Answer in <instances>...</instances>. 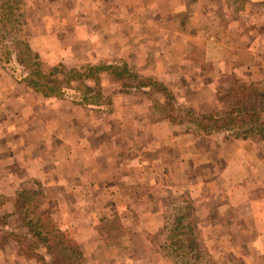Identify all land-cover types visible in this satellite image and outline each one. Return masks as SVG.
I'll use <instances>...</instances> for the list:
<instances>
[{
	"label": "rangeland",
	"instance_id": "1",
	"mask_svg": "<svg viewBox=\"0 0 264 264\" xmlns=\"http://www.w3.org/2000/svg\"><path fill=\"white\" fill-rule=\"evenodd\" d=\"M3 1L4 0L0 1V5L5 10V13L7 12V14H9L13 9L12 3L7 2V7L5 8V6H2ZM84 1L90 5L88 0H77L80 6L79 11L77 12V14H79L78 23L80 24L76 27L77 31L80 29L81 32L76 35V38L78 36V41L75 43L76 50L65 48L58 51L56 53V58L60 61L56 60L58 62L53 64H48L46 62L48 59L45 61L44 58H41L38 52L32 50L33 54H37L40 62L43 64L42 67L37 65V68L39 67L44 69L46 65L50 67L58 64L65 65L69 68H81L85 65L90 66L100 63L117 64L118 66H121L122 69L127 66V68L138 72L140 75H144V78L150 82L165 84L178 99L176 100L175 97L176 104H170L169 102L167 106L169 105L170 107H173L177 105V110H179L182 106V108L186 107L188 110H192L200 114L210 112L218 113L229 109L231 107V102L229 100L231 99L227 97V90L233 86L245 84L250 85L255 83L259 84L261 86H259L260 88H264V0H205L206 4L198 7L197 9L195 6L201 4L203 0H189L191 3H188V0H149L148 2L145 0H122V5L117 8L118 12H115L114 9L112 11L106 10L103 4L100 6L96 5L92 8V10L96 12L98 18L102 19L99 22L96 21L97 26L96 28H93V30L96 33L97 31H102L100 34H95L94 31H89L87 28L89 23H91L88 21L89 17H87L90 12L88 5H85L86 3L83 4ZM109 2L110 0H106L107 5ZM21 3V12L24 13V17H18L16 24H12L10 22L7 26H4V22L0 19V53L1 55L3 53V58L5 57L4 53L12 52L13 54V52L18 50L15 48L18 43H22L18 44V46L24 51V43L26 40H30L31 30L29 26L31 19L28 15L33 14L32 11L35 10V7L33 9L31 8V11H29L28 6L30 5V0H21ZM74 5H76V3ZM91 5L94 6L95 4L91 3ZM147 5L149 6L145 8ZM211 6H213V9H217L220 12V16L223 17L224 20V23L222 24L223 28L220 29L219 32V39L223 43L226 42L227 37L228 39H235L234 44L237 45L236 47L238 50L231 53L223 48L217 52V57L214 56V51H212L210 53L211 61L210 63H206L201 59L204 58L205 51H195L190 52L189 54L182 53L181 27L182 25H187L195 30H200V26L202 24L197 23V20L194 17V11L196 10V12H199L203 18L207 19L209 17L206 15H209ZM188 7H195V9L193 11L190 10L187 13L184 20L185 22H183L182 15L177 12H182V8L183 10H186ZM43 9L45 8L43 7ZM109 11L112 14L111 17H108L110 15ZM146 11H149V13ZM133 12L139 13L140 20H143L139 21V25L136 26L138 30L135 32L133 31V34H129V24L131 22L132 25L133 22L137 24L135 18L131 19ZM226 12H228L229 15L225 16ZM168 14H171L169 15L170 18L167 17ZM1 15L2 14L0 13V17ZM99 15L101 17H99ZM12 19L14 20V18ZM110 20L112 22H110ZM228 21L230 25H233L235 28V32L231 31L232 33H230L229 36H227V32L225 30L228 25ZM19 23H21V25H19ZM108 23L112 25L117 23V26H120V30H122V34L119 36L114 34V31H112L114 28L108 27ZM150 26H152V28ZM116 30L118 31L119 28ZM176 35L178 36L175 37ZM67 37L68 35L61 36V40L59 41L61 45L65 43L64 41H66ZM232 49L234 48L232 47ZM230 54L234 58L233 64L236 65L234 67H231ZM225 56L228 59V68H221L220 64L217 66L214 65L216 61L223 62L224 59H226ZM176 62H180V64H176ZM145 63L147 64V67L145 66ZM194 63H200V67L193 66ZM240 64H244V66L240 67ZM157 65L160 66L161 69L160 71L155 72L157 69L155 66ZM8 66L9 67H4L0 59V69L3 70L6 78L8 77L9 79L12 77L14 80L19 82L21 87L27 86V90H34L46 98H54L51 99V102L50 100H48V102H44L41 108L42 111L40 112L43 116L44 125H46L48 129L51 125V134L54 138L58 135L60 136L58 140H62L63 142L65 140V143L72 142V140H74V135L71 133L67 134L68 131L66 129L71 128L75 133L82 134L83 127L80 125L84 123L93 125L90 131V140L93 142L94 146L98 144H106L107 151L109 152L107 153L108 155L115 153V147L119 140H121V142L123 141L125 145H128V143L130 144V130L133 127L132 125L140 127L142 126V123H144L147 126L149 124L150 127V125L153 126L154 124H159L162 121H165L168 124H171V130H176L174 131L175 134L171 131V135L172 138L177 141H181L182 138H193L188 134H199L194 130L195 128L198 129L194 125H191L192 127H190L185 124L183 125L182 123L176 124L166 121L161 116L164 112L159 110L157 111V109L153 107L154 104H152L149 97L137 95L138 93L135 90L129 94L121 92V87L113 81V76L108 73L101 74V83L103 84L104 90L108 92L113 90L120 91V93L115 97L113 104L114 108L113 111H110V113L99 107H86L81 105V103L84 104L83 99H81L82 95L81 93L74 91L73 88H75V85H71L70 88H66L65 84H61L62 90L65 92V96H55V92H51V88L48 86H60L54 82L56 77L52 80V82L48 83V85L44 87V90H42V92H46L49 95L45 96L41 91H37V89L28 85L32 78H30L29 72L32 69H35V66L29 68L20 64L17 59L12 61ZM233 68L237 73H230ZM85 72L86 70H81L82 74ZM168 78L172 79L173 82ZM186 80L190 81L187 82ZM162 84H160V86ZM152 86L158 89V87L154 86V84ZM160 90L161 91L158 92L159 97L160 94L162 97L163 90ZM180 91V96L178 93H175ZM211 92H213V95L206 97L200 103L194 101V97L191 99L192 95L195 96L200 93L204 96L206 94H210ZM262 100L264 102V99ZM193 107L196 110H193ZM173 109H175V107H173ZM183 110L184 109H182V111H178V114L182 113V119L185 114V110ZM50 111H52V113H50ZM55 111H57V113H55ZM4 116L5 113L1 110L0 175H2L1 171L5 169L2 166V163L5 161V157L11 155L13 159L15 156H19L21 151V149L14 147L13 152L10 153L7 148L8 144L5 143L4 138L6 139L11 136L12 138L14 137L13 140L16 142L18 139L17 136L20 132L17 129L10 130L9 119H4ZM10 116L13 117L12 115ZM15 118L17 120V116H15ZM262 118L264 120V115ZM180 121L182 122L181 118ZM18 122H20V120ZM57 127L59 128L58 131H56ZM100 127H102L105 132L103 130L96 138H94V135L92 136V134H96ZM152 128L154 130V127ZM47 131H43L44 138L46 137L45 133ZM199 135L203 136L200 138H203L205 143L206 139L209 138L216 139L219 143H224L227 139H238L234 136V132H211L209 134L202 133V135ZM148 136H150L149 131H143V137L146 140ZM143 137H139V140L143 139ZM67 139L71 141H67ZM246 139L255 140L246 147L247 149H250V147L255 148L253 146L254 144L256 146L259 145L264 150V141L260 135L250 134ZM58 140L55 139V141ZM139 140L136 141V143L138 142V145L140 144ZM146 140L143 141L145 142ZM59 148L60 159H62V157L66 156L65 147ZM140 148L143 150L142 147ZM88 153L91 154V152ZM46 154L48 156L50 155L49 152H46ZM46 154L42 151V155ZM128 156L129 155H126L125 153L121 155V157ZM178 159L179 158H176L175 162H171V167L174 168V170H172V173L170 172L171 177H166L165 180V183L169 184L168 186L176 187V189L170 194L164 193V195H161V192L155 196V198L157 197L156 199L160 200L163 207L162 211H156L155 215L156 217H159L160 214L163 216L164 226L160 230L154 229V232L151 230L149 232L144 230V234L142 233L139 235V233L135 231V224L138 220L144 221V218L134 216V219H132L134 223L131 221L130 224L128 221V231L129 234L132 235L131 239L134 241L133 243L129 237H127L128 241L122 239L121 241L116 240L115 242H105L102 239L99 232V226L102 225L101 220L108 218L112 221L114 217L117 218L112 212V209L108 208L110 206L108 205L106 208L105 204L108 203L110 198H112V201L114 199L115 201L117 200L116 194L113 193L115 190H118V187L123 192L131 191L132 195L137 194L136 198H140L142 195H138L140 192L138 187H143V190L141 191H147L149 188L156 185L159 180H155L151 186L140 182L134 183L130 186L122 183L129 180L123 179L122 182H120L118 170H115L116 172L108 173L106 178L101 179V182L107 183L109 192L105 197L107 201L103 202L106 211L100 212L99 216L101 220L99 219L96 228L90 229L91 231H89V233L95 231L97 235H100V243L97 245L95 242H92V238L90 236V238L87 239L88 241L90 240L89 242L82 243L83 247H85L86 253H88V251L93 252L90 257L86 258V264H148V262L151 264H219L211 252L215 251L216 248L213 243L207 241V234H209L207 226L208 224H211L212 219H217L210 218V216H214L216 212L209 211V214L206 215L207 212L199 210V206L201 205L200 201H194L195 199H191L189 196L186 197L184 196L185 194H182V178L179 179V176L176 177V175H174L179 172V169L182 170V168H180L182 165ZM61 165L58 169L57 167L54 168L53 165H48L47 163L45 164V168L42 170L44 173L41 174V177L31 178L24 181V179L19 177L20 172L16 168V165L13 166V164H9V166H11V169L8 168L10 179L0 178V198L4 197L10 199L5 201L6 203L0 205V264H7L4 253L6 255H11L15 254L16 251L19 250L17 243L13 241V239V242H7L6 240L9 236L8 231L14 228L16 231L17 229V226L15 227L13 225L15 224L14 221L10 220V224L8 225L1 221L3 219L2 217L11 211V200L16 197L17 193H19L18 191L24 190L27 193H24V195H30L34 200L32 204L38 206L40 210L42 209L50 212L51 216L60 228L67 229L73 236H76L75 230H70V228L67 227V205L63 201V199L67 198V195H65L67 194V191L61 189V187H69L74 180H69L67 177H56L62 172L65 175L67 173V165ZM160 165L162 164L160 163ZM51 172L53 174H50ZM114 175H116V178ZM59 182H64V184H60ZM114 184L117 185L114 186ZM99 185L105 186V184ZM111 185L114 187L110 188ZM158 187L162 188V186ZM63 191L64 193H62ZM153 194L154 192H151V195ZM150 198L153 199L154 197H148L147 199L149 200ZM98 202V207H104L100 201ZM218 203L219 201L217 200H210L211 206ZM190 213H192L193 217H196L198 231L194 232L192 235H200V238L197 237L195 242H198V244L201 243V245L197 248L201 257L199 256V258H196L193 254L194 250L189 246L184 247V249H186L185 255L182 252L183 248L179 249L175 254L170 255L169 257L164 255V253L167 252L166 248L168 246V238L171 235L170 233L173 230L174 225L178 224V226H180L182 224H186L188 220L187 217H189ZM141 215L143 216L145 213H141ZM149 216L154 220V212L150 213ZM182 217L184 218L183 220ZM17 219L19 223V218L17 217ZM91 220L95 219L91 218ZM21 230L23 232H27L25 227ZM109 232L110 227H107L106 234L108 235ZM158 237L159 244L156 245L155 241ZM142 239L143 242L141 241ZM217 245L219 246V249H221V245ZM3 248L5 249L4 253H2ZM39 252L44 253L46 257L48 256L43 247L39 249ZM111 253L113 254L111 255ZM125 256H128L129 259L124 258ZM136 257H138V260H135ZM143 257L147 259L150 258V260H142ZM21 258L24 259V261L8 263L41 264L34 258H27L23 255ZM129 260H131L132 263L129 262Z\"/></svg>",
	"mask_w": 264,
	"mask_h": 264
},
{
	"label": "crops",
	"instance_id": "2",
	"mask_svg": "<svg viewBox=\"0 0 264 264\" xmlns=\"http://www.w3.org/2000/svg\"><path fill=\"white\" fill-rule=\"evenodd\" d=\"M145 1L148 2L149 0ZM88 2L90 5L86 1L83 4L86 3L85 5H88L90 12L87 16L89 17L88 21L91 22L87 26L89 31H94L93 28L97 26L96 21L99 22L102 19L98 18L92 8L103 4L106 10L112 11L114 9L115 12H118L117 8L122 5V0H110L108 5L106 0H88ZM75 3L76 5H74ZM91 3L95 5H91ZM188 3L191 2L188 0ZM205 4L206 2L203 0L201 4L195 7L197 9ZM34 7L33 14L28 15L31 19L29 26L31 30L30 46L45 61L48 59L46 61L48 64L57 63L60 61L56 58L58 51L65 48L76 50L75 43L78 41V36L76 38V35L81 32L80 29L77 31L76 27L80 24L78 23L79 14H77L80 6L77 0H30L29 11ZM195 7H188L186 10L182 8V12H176L182 15V21L185 22V16L190 10L193 11ZM210 9L209 15H206L209 17L207 19L203 18L196 10L194 11L197 23L202 24L200 30H195L187 25H182L181 27L182 53L189 54L195 51H205L204 58L201 59L206 63H210V53L212 51H214V56L217 57V52L223 48L231 53L238 50L237 45L234 44L235 39H228L227 37L225 43L219 39V32L223 28L224 20L217 9H213V6ZM111 15L110 12L108 17H111ZM169 15L171 14L167 15L168 18H170ZM226 15H229V13L226 12ZM99 17L101 16L99 15ZM133 18H135L137 24L135 22H133V25L132 22L128 23L129 34L137 31L136 26L139 25V21L143 20H140L139 13L134 12L131 16V19ZM110 22L112 21L110 20ZM108 27H113L114 30L112 31L117 36L122 34V30H120V26H117V23H114V25L108 23ZM150 27L152 28V26ZM117 28H119L118 31L116 30ZM234 29V26H231L228 21L225 29L227 36L232 33L231 31L235 32ZM94 33L100 34L102 31H97V33L94 31ZM65 35H68V39L66 38L65 43L61 45L59 41L61 36ZM225 58L223 62L216 61L214 65L220 64L221 68H228V59L226 56ZM230 61L231 67L236 66L233 64V56H231ZM176 64H180V62H176ZM145 66L147 67L146 63ZM193 66L200 67V63H194ZM239 66L242 67L244 64ZM155 67H157L155 72L160 71V66L157 65ZM230 73L237 72L233 68ZM170 80L172 81V79ZM26 88L27 86L21 87L14 78H6L3 70L0 69V111L2 110L5 113L4 119H9V129H17L20 132L16 142L13 140L14 137L12 138L11 136L4 138V141L8 144L7 148L10 153L13 152L14 147L21 149L19 156H15V158L12 159L11 155L5 157V161L2 163L5 169L1 171L2 175H0V178L10 179L8 168L11 169V166L9 164L16 165L20 172L19 177L24 179V181L41 177V174L44 173L42 170L47 163L58 169L61 164L67 165L66 175L62 172L56 177H67L69 180H74V182H70L71 185L69 187H61V189L67 191V194H65L67 198L63 199L67 205V227L70 230H75L76 236L74 237L77 240L79 239L81 247H83V242L90 241L87 240L90 237L92 242L97 245L100 243V235H97L95 231L90 233L89 231L96 228L99 219L101 220L100 212L106 211L105 209L108 205L110 206L108 208L112 209L122 226L123 235L117 239L118 241L122 239L128 241L127 237L131 239L132 235L129 234L128 225L129 222L130 224L131 221L133 222L134 216L144 218V221L138 220L135 224V231L139 235L144 234V230L154 232L162 229L164 226L163 216L160 214L159 217H156L155 212L162 211L163 207L160 200L156 199L157 197L155 198V196L161 192V195H164V193L170 194L176 189V187L168 186L169 184H166L165 180L166 177H171L170 172L172 173V170H174L171 167V162H175L176 158H179L182 170L179 169V172L174 175L176 177L179 176V179L182 178V194L195 199L194 201H200L199 210L207 212L206 215L209 214V211L217 213V215L215 213L214 216H210V218L217 219H212L211 224L207 226L209 229L207 241L213 243L216 248L215 251L211 252L217 262L219 264H264V150L259 145L256 146L254 144L255 148H246L255 140L238 138L227 139L224 143H219L216 139L209 138L206 139L205 143L204 139L200 138L203 136L188 134L193 138H182L181 141H177L172 138L171 134L172 132L175 134L174 131L176 130H171V124L162 121L149 127V124L147 126L142 123L140 127L132 125L130 144L125 145L123 141L119 140V145L117 144L115 147V153L108 155L106 144L94 146L90 140V131L93 126L90 124L84 123L80 125L83 127L82 134L75 133L71 128L66 129L68 131L67 134L71 133L74 135L72 142L65 143V140L64 142L58 140L60 138L58 135L54 138L51 134V125L49 129L44 125L43 116L40 112L44 102H48V100L51 102V99L54 98H46L36 91L27 90ZM175 93H178L179 96L181 95V91ZM211 95H213V92L204 96L199 93L195 96L192 95L191 99L194 97V101L200 103ZM15 116H17V120ZM19 120L20 122H18ZM152 127H154V130ZM58 129L57 127L56 131ZM103 130L100 127L99 131L96 134H92V136L94 135L93 137L96 138ZM43 131H47L45 138L43 137ZM143 131H149L150 133L147 140L143 137ZM139 137H143V139L139 140ZM55 139L58 141H55ZM138 140L141 144H139L140 146L138 142L136 143ZM143 140L146 141L144 142ZM67 141L71 140L67 139ZM59 147H65L66 156L62 157V159H60ZM42 151L45 154L49 152L50 155H42ZM88 152H91V154ZM123 153L129 156L121 157ZM115 170L119 172L120 182L123 179L129 180L122 183L130 186L138 182L151 186L155 180L159 181L156 185L153 184L154 186L149 188L150 191H141L143 187H138L140 191L138 195L143 196H139L140 198H136L137 194L132 195L131 191L123 192L118 187V190L113 193L116 194L118 202L115 199L112 201V198H110L108 203L105 204V208L103 202L107 201L105 197L109 192L107 183L101 182V179L106 178L108 173L116 172ZM50 174L53 173L51 172ZM114 177L116 178V175ZM59 183L64 184V182ZM99 184H105V186H100ZM114 186L111 185L110 188ZM158 186H162V188ZM151 192H154V194L151 195ZM148 197H154L155 199L150 198L148 200ZM97 200L104 207H98L99 202ZM210 200H217L219 203L211 206ZM152 212H154V220L149 216ZM141 213H145V215L142 216ZM91 218L95 220H91ZM6 240L7 242L12 241L9 237ZM141 241L143 242V239ZM217 244L221 245V249H219ZM4 248L2 253L5 251ZM82 251L85 258L93 254V252L89 251L86 253L85 247L82 248ZM4 257H6L7 264L24 261L19 250L11 255L4 253ZM124 258L129 259L128 256ZM135 260H138V257ZM142 260H150V258L143 257ZM129 262L132 263L131 260ZM148 264L151 263L148 262Z\"/></svg>",
	"mask_w": 264,
	"mask_h": 264
},
{
	"label": "trees",
	"instance_id": "3",
	"mask_svg": "<svg viewBox=\"0 0 264 264\" xmlns=\"http://www.w3.org/2000/svg\"><path fill=\"white\" fill-rule=\"evenodd\" d=\"M7 2L12 3L13 9L7 14L0 5V13L2 14L0 19L4 22V26H7L10 22L16 24L18 17H24V13L21 12V0H4L2 6L6 8ZM12 18H14V20ZM19 25H21V23H19ZM18 44H16L17 47H15L18 50L13 52V54L12 52L4 53L5 57L3 58V53L2 55L0 53L2 64L4 67H9L8 65L17 59L20 64L29 68L35 66V69L29 72V76L32 78L28 85L37 89V91L42 92L44 87L56 77L54 82L60 86H48L51 88V92H55V96H65L61 84H65L66 88L75 85V88L72 87L74 91L82 95L81 99H83L84 104L81 103V105L86 107H99L110 113L114 108L113 104L115 97L120 91L129 94L135 90L138 93L137 95L149 97L152 104H154L153 107H155L157 111L164 112L161 116L166 121L176 124L182 123L190 127L194 125L199 129H194L199 134L234 132V136L241 139H246L250 134H258L264 141V120L262 118L264 115V102L262 100L264 99V88H260L261 86L259 84L253 83L250 85L245 84L231 87L227 90V97L231 99H228L231 102V107L229 109L218 113L210 112L200 114L188 110L186 107L182 108L181 104L179 110H177V105L173 106L175 109L169 105L167 106L169 102L170 104H176L175 97L176 100H178L177 96L167 88L165 84L150 82L144 78V75H140L138 72L127 68V66L122 69V67L117 64L100 63L90 66L85 65L81 68H69L65 65L58 64L50 67L46 65L44 70L43 68H37V65L42 67L43 64L40 62L37 54H33L29 39L24 43V51L20 49ZM82 69L86 70L84 74L81 73ZM102 73L112 75L113 81L121 87L120 91L113 90L108 92L104 90L103 84L101 83ZM153 84L158 87V89L154 88L152 86ZM160 84L162 85L160 86ZM160 89L163 90L162 97L161 94L159 97L158 92L161 91ZM42 93L45 96H49L46 92ZM182 109L185 110H183L185 113L183 119L181 117L182 113L178 114V111H182ZM192 109L196 110L194 107ZM18 192L16 197L11 200V211L5 214L1 221L8 225L11 220L15 223L13 225L15 227L17 226L16 231L14 230L15 228L8 231V237L17 243L19 253L27 258H34L41 264H86V258L82 251L81 244L72 233L67 229L60 228L50 212L42 209L40 210L38 206L32 204L34 200L30 195H24V193H26L24 190ZM8 200L10 199L4 197L0 198V205L6 203L5 201ZM17 217L19 218V223ZM187 218L186 224L180 226H178V224L174 225L170 233L171 235L168 238V246L166 245L167 252H165L164 255L169 257L181 248H183L182 252L185 255L186 249H184V247L189 246L194 250L193 254L195 257L199 258L200 252L197 248L201 243L198 244V242L196 243L195 241L197 237L200 238V235H192L194 232L198 231L196 217H193L192 213H190ZM183 219L182 217V220ZM101 221L102 225L99 226V232L105 242H115L123 235L122 226L118 218L114 217L112 221L108 218H104ZM24 227L27 232L21 230ZM107 227H110L108 235L106 234ZM155 244H159V237L156 239ZM42 247L45 249L46 254H48L47 257L44 253L39 252V249Z\"/></svg>",
	"mask_w": 264,
	"mask_h": 264
}]
</instances>
